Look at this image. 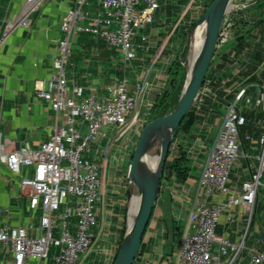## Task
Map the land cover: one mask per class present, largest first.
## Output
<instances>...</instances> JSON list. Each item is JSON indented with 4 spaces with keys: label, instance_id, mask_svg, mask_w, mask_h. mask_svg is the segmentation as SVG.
I'll list each match as a JSON object with an SVG mask.
<instances>
[{
    "label": "crops",
    "instance_id": "crops-1",
    "mask_svg": "<svg viewBox=\"0 0 264 264\" xmlns=\"http://www.w3.org/2000/svg\"><path fill=\"white\" fill-rule=\"evenodd\" d=\"M24 2L0 0V117L1 140L6 150L25 143L40 147L50 139L55 126L65 120V111L55 110L38 91L52 87L53 60L59 53L58 39L63 35L61 22L68 8H76V0H43L39 9L31 13L28 27L16 26L3 38L6 21L18 17ZM189 3L192 0L163 1L151 19L137 28L133 38L136 54L131 60H125L118 49L96 35L73 33L65 67L69 87L84 85L86 93L94 92L103 97L109 95V84L126 79L134 93L146 69L155 61L146 79L142 101L143 104L148 98L150 115L156 99L168 85L173 61L184 48L183 33L193 23L185 6ZM99 9L98 0H86L82 8L90 14ZM227 31L223 38L219 31L202 90L189 110L193 114L192 124L181 128L170 144L160 190L133 264H183L179 258L183 235L188 228L191 232L196 229L189 221L190 212L201 202L225 201V195H207L200 178L231 103L235 102L246 116V123L241 127L242 153L231 168L228 184L240 192L242 182L250 179L257 169V156L261 152L259 138L264 133V103L257 104L264 92V26L246 33L244 43L232 37L231 30ZM110 50L115 53L110 54ZM258 51L263 58L250 70ZM226 54H229L228 59ZM243 88L245 92L237 100ZM76 126L81 130L85 128L81 119ZM106 145L104 139L91 143L85 156L101 164ZM129 145L119 158L116 153L111 154V146L112 166L100 170L101 199L96 203L97 222L91 229L95 240L89 251L81 255L79 264H83L84 259H88L87 264H112L125 238L132 196L128 170L134 152ZM160 158L155 159L157 167ZM179 159L181 162L173 166ZM32 170V167H24L23 172L31 174ZM19 179L20 174L0 164V227L18 223L38 226L40 223L42 206H30L29 198L20 189ZM63 210L61 207L57 215ZM247 216L242 206L227 208L216 226L217 234H224L232 241L245 238L242 253L232 264H253V253L264 250V172L251 223ZM69 220L71 230L75 231L76 217ZM53 254L44 264H55ZM212 254L214 259L210 264H229L230 256L220 253L216 246ZM0 264H14L12 248L4 247L1 242Z\"/></svg>",
    "mask_w": 264,
    "mask_h": 264
},
{
    "label": "built area",
    "instance_id": "built-area-1",
    "mask_svg": "<svg viewBox=\"0 0 264 264\" xmlns=\"http://www.w3.org/2000/svg\"><path fill=\"white\" fill-rule=\"evenodd\" d=\"M43 0H25L18 17L5 23L3 38L16 26L28 27L31 13L39 9ZM165 0H98L100 9L95 14L82 10L86 0H76V8H68L61 22L63 35L58 39L59 53L53 60V83L51 89H42L38 95L49 100L52 107L65 111L62 125H56L50 139L38 148L25 143L6 150L1 136L0 117V164H5L12 173L20 174L19 186L29 198L33 208L42 206L38 226L29 223L2 225L0 242L13 251L14 264H44L53 254L55 264H79L81 255L87 253L94 243L91 229L96 225V203L101 199V168H106L110 148L116 140L128 135L140 119L147 77L155 61L146 69L137 91L132 93L126 79L108 85V96L98 97L86 93L84 85L69 87L65 67L72 49V34L88 32L96 35L118 49L125 60L135 57L133 41L137 28L148 22L152 13ZM241 89L236 99L244 94ZM264 103V92L257 104ZM78 119L84 130L76 126ZM246 116L236 103H231L218 129L213 148L201 171L200 182L207 195H225V201L201 202L189 215L195 231L188 228L182 239L179 258L183 264H210L217 247L229 255L232 264L242 253L241 241H232L224 234L216 233V226L225 209L242 206L251 223L257 201L260 177L264 172V133L259 142L261 152L257 156V169L250 179L241 184L237 192L229 184L230 171L242 153L241 127ZM107 139L102 150V163L85 156L91 143ZM32 167L31 174L23 172ZM71 197L74 199L72 200ZM75 197V198H74ZM64 207L63 212H57ZM75 216V231L71 230L70 218ZM264 231V227H263ZM264 250L255 251L253 264H263Z\"/></svg>",
    "mask_w": 264,
    "mask_h": 264
},
{
    "label": "water",
    "instance_id": "water-1",
    "mask_svg": "<svg viewBox=\"0 0 264 264\" xmlns=\"http://www.w3.org/2000/svg\"><path fill=\"white\" fill-rule=\"evenodd\" d=\"M233 0H212L201 16L189 28L188 41L193 28L206 22V35L199 59L197 60L189 81L184 82L180 99L175 108L155 119L150 120L142 129L135 146L128 170L129 185L139 195V203L133 228L127 232L112 264H133L139 246L148 225L153 203L159 193L165 161L171 142L174 140L180 123L190 110L198 93L202 90L209 64L216 49L222 18L230 12ZM160 137L162 157L159 166L150 175L141 167V159L146 154L149 142Z\"/></svg>",
    "mask_w": 264,
    "mask_h": 264
},
{
    "label": "trees",
    "instance_id": "trees-1",
    "mask_svg": "<svg viewBox=\"0 0 264 264\" xmlns=\"http://www.w3.org/2000/svg\"><path fill=\"white\" fill-rule=\"evenodd\" d=\"M212 0H209L206 4V8L209 5V3ZM261 9H259V12H257V16L256 17H251V12H247V11H235V12H231L229 15H227V23L229 24L230 28H231V33H232V37L240 39V43H244L243 42V38L246 36V33L250 32L252 29L255 28H260L264 26V2L262 3ZM203 11H205V9ZM195 22H193L194 24ZM191 24L183 33L184 38L187 36L188 30L189 28L193 25ZM83 33V32H82ZM110 54L111 53H115L114 50H110L108 51ZM186 54V47L184 45V48L181 51L180 56L184 57V55ZM229 54H226V58L228 59ZM180 58V57H179ZM179 58H176L170 69H169V81H168V85L165 88V90L163 91V93L156 99L151 111H150V116L151 118H149V121L152 119H155L157 117H161L163 115H165L171 107L172 103L177 102V100L180 97L181 94V70L182 69V65H181V60ZM263 58V54L262 52L258 51L255 54V62L253 65H250V70H253L254 68H256V66L260 63V61ZM256 77V76H254ZM193 122V114L191 111H189L185 117L183 118L182 122L179 125L178 128V132L180 131L181 128H187L189 125H191ZM177 132V133H178ZM160 157V153L158 154L157 158ZM180 159L179 160H175L173 164V166L178 163L179 164ZM167 165V163H166ZM166 165L164 167H166ZM157 169V164H156V160L154 159L153 161V165L151 167V169L148 171V174L152 175L154 174V171Z\"/></svg>",
    "mask_w": 264,
    "mask_h": 264
},
{
    "label": "rangeland",
    "instance_id": "rangeland-1",
    "mask_svg": "<svg viewBox=\"0 0 264 264\" xmlns=\"http://www.w3.org/2000/svg\"><path fill=\"white\" fill-rule=\"evenodd\" d=\"M208 1L209 0H192V3L185 5L186 9L188 8V12H190V15L192 16L191 20L193 22H195L201 16V14L204 12L203 10H204V8H206V4ZM263 2H264V0H233L234 7L221 20L220 31H221L222 36H220V37L223 38L226 35L225 33L228 32L227 30H231L229 24L227 23V17H226L227 15H229L231 12L241 10V11L251 12V17H256L257 12H259V9H261L260 5H262ZM192 21H190V22H192ZM191 24H193V23H191ZM187 35H188V33H187ZM183 41H184L183 43L186 47V54L184 55V57L180 56V58H179L181 60V65H182V69H180L181 70V78H182V80H181V82H182L181 92H182L183 84L185 82V71H186L185 61H186V57L188 56V50H189L188 44L186 43L188 41L187 36L185 37V39ZM179 99H180V97H179ZM179 99L177 100V102L171 104L170 110L167 113L171 112L175 108ZM147 103H148V98H146L145 101L143 102V104L141 105L140 119H139L138 123L131 129L130 133H128V135L122 137L120 140H116L113 143L112 148H111V154L116 153V156H117L116 158H119V156L125 152L126 145H128L129 143H130L129 148L132 151H134L142 129L149 122V118H151V116L148 115L149 109L147 107ZM129 140H131V141L129 142ZM104 142H107V139H104ZM157 156H158V154L155 156L154 159H156ZM110 157H109V160L107 163L108 169H110L112 166V160H111L112 157L111 158ZM152 165H153V162H152ZM130 193H131V195L135 193V190L131 186H130ZM71 199H72V197H71ZM130 204H131V201H130ZM53 249H54V247H52V249H51V254H53L55 252V249H54V251H53ZM87 263H88V259L87 260L84 259L83 264H87Z\"/></svg>",
    "mask_w": 264,
    "mask_h": 264
},
{
    "label": "bare ground",
    "instance_id": "bare-ground-1",
    "mask_svg": "<svg viewBox=\"0 0 264 264\" xmlns=\"http://www.w3.org/2000/svg\"><path fill=\"white\" fill-rule=\"evenodd\" d=\"M233 7H234V4L230 6V9H232ZM205 35H206V22L205 21L196 25L190 33L188 56L186 57V61H185V65H186L185 82L186 83L189 81L192 75L193 69L195 67V64L197 60L199 59L200 54L202 52ZM159 153H160V156L162 157L160 137L155 136L149 142L146 154L141 159L140 165L146 173H148V171L150 170L155 156ZM130 201H131L130 209H129L130 223H129L128 231H130L133 228L134 223H135L136 212H137L138 203H139V195L136 193L132 194Z\"/></svg>",
    "mask_w": 264,
    "mask_h": 264
}]
</instances>
